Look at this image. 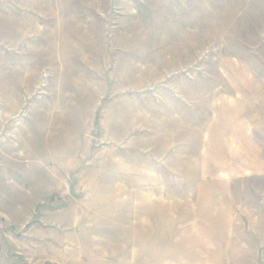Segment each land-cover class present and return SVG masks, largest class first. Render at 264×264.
<instances>
[{
  "label": "rangeland",
  "instance_id": "obj_1",
  "mask_svg": "<svg viewBox=\"0 0 264 264\" xmlns=\"http://www.w3.org/2000/svg\"><path fill=\"white\" fill-rule=\"evenodd\" d=\"M0 264H264V0H0Z\"/></svg>",
  "mask_w": 264,
  "mask_h": 264
},
{
  "label": "crops",
  "instance_id": "obj_2",
  "mask_svg": "<svg viewBox=\"0 0 264 264\" xmlns=\"http://www.w3.org/2000/svg\"><path fill=\"white\" fill-rule=\"evenodd\" d=\"M172 210L174 211L175 208L173 207ZM172 210H171V212H173ZM188 211H190L189 214H190L191 217L189 219L185 220L184 222L183 221H181V222L172 221L173 218L169 219V221H170L169 222V226L170 227L168 229L170 230V232H172L173 230H177V231L178 230H183V231H186V230H197V231H199L200 229H208L207 228L208 227L207 214H209V212H207V210H203L202 211L201 208L193 207L191 209L188 208ZM181 213L182 212H180V214ZM147 220L148 221L146 223H140V225H142V226H143V224L146 225L145 228H147V229L150 228L152 230H159L160 224L159 223H155L154 220H153V217H150ZM178 232H180V231H178ZM153 237H155V240H154V241H156L155 243L159 244L161 239L160 238L158 239V233L154 234ZM157 246H154L153 248H156ZM154 251H155V249H154ZM182 260H185V256L182 258ZM166 261H170V260H166Z\"/></svg>",
  "mask_w": 264,
  "mask_h": 264
}]
</instances>
